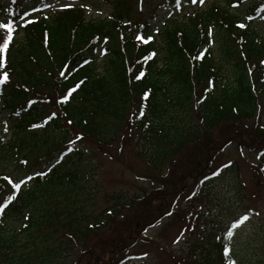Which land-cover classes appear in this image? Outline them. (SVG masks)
Returning <instances> with one entry per match:
<instances>
[{"label": "trees", "instance_id": "16d2710c", "mask_svg": "<svg viewBox=\"0 0 264 264\" xmlns=\"http://www.w3.org/2000/svg\"><path fill=\"white\" fill-rule=\"evenodd\" d=\"M158 1L108 0V16L89 18L79 4L44 14L31 24L20 22L30 9L26 1H0V15L17 24L4 54L10 79L0 84V111L8 112L12 128L9 139L0 129V187L6 185L4 176L14 181L34 177L0 213V264H67V259L70 264H111L123 246L136 241L131 230L142 233L160 217L184 221L190 229L199 221L203 228L217 226L213 216L200 219L195 208L211 191L212 174L239 168L236 158L228 167L216 162L225 156L223 143L230 140L236 152L238 146L247 145V151L253 147L264 159V29L256 26L259 16L264 19V0H214L184 18L166 21L155 32L143 16L155 11ZM240 23L247 27L239 28ZM137 36L152 39L144 43ZM77 84L67 103L55 102ZM52 112L57 119L45 123ZM76 135L83 139L76 140ZM116 144L117 156L132 147L155 168L162 162L177 166L184 152L192 160L165 181L170 188L166 194L158 184L151 185L152 192L139 201L146 211L139 210L131 227L117 230L122 242L108 237L102 245L92 243L95 233L113 221L115 207L122 208L131 197L120 201L125 194L109 198L103 193L105 207L95 209L102 185L88 160L95 150L113 158L108 148ZM25 160L27 164L21 163ZM76 162L85 164L81 168ZM3 163L11 170H4ZM39 171L47 175H35ZM6 195L7 190L0 192V204ZM177 195L187 196L185 207L159 205ZM202 238L190 252L202 255L203 247L215 252L199 264H227L223 245L232 248V259L241 264L227 235ZM241 252L248 264H264V255Z\"/></svg>", "mask_w": 264, "mask_h": 264}, {"label": "rangeland", "instance_id": "374dc122", "mask_svg": "<svg viewBox=\"0 0 264 264\" xmlns=\"http://www.w3.org/2000/svg\"><path fill=\"white\" fill-rule=\"evenodd\" d=\"M36 1H38L35 4L37 12L33 10L32 16H37L39 11L38 8L48 12L54 8L46 7V5L51 4L52 6L56 5L57 8L66 9L63 7L64 5H75L79 0ZM44 1H47V4H44ZM81 1L84 2L86 7L87 18L98 16L105 17L112 9L108 0ZM212 1L214 0H204V3L200 5L198 0L197 3H192V0H173L171 2L161 0L153 4L156 6L155 11L143 16V18L150 21L151 26L149 27L152 29V27L158 26L170 16L175 19L184 18L185 16L183 15L187 12L189 13L197 8L203 9ZM162 4H165L166 6H163ZM177 6L182 7V10L178 15L173 12ZM0 17V19L4 18H2V16ZM260 17L261 16L258 18ZM258 18L256 26L264 29V19ZM21 35L22 32H20L17 37H20ZM0 117L2 118L0 129L1 131L7 129L3 134L6 139H9L12 129H8L9 124L7 121H4L7 117V112L1 110ZM36 130L40 131L39 129ZM82 143L83 146L86 145L85 142L82 141ZM88 144L89 143L87 142V146H94ZM189 145V148L192 150L193 145ZM119 147L120 146L116 144L114 149H112L113 147L108 148L109 152L113 151V158L97 153L95 150V156H90L88 160V166L94 171L95 179L102 185V189L99 188L96 203L97 207L95 209L98 208L99 210L105 207L102 199L103 193L109 198L115 193H119L120 195L121 193L125 194L122 198L118 199L120 201L127 200L128 197H131L127 204L122 208L115 207L116 211H118L116 218H113V221L109 220L108 222H105V224L100 227V230L95 233L92 243L97 242L104 245L105 239L108 237H118L120 242H122L121 236L116 233L117 230L124 228L125 226L131 227L136 221V216L139 214V210L146 211L143 201H139L143 198L144 194H148L150 191L152 192V189H150L151 185L158 184L157 187H162V194H166L170 188L168 187V182L166 183L165 181L170 175H178L182 170V167L185 166L190 159L192 160V157L184 152L179 156L176 163L177 166L171 167L162 162L160 166L155 168L150 164H147L139 155L134 153L132 147L125 149L124 152H120V155L117 156V153L120 151ZM247 148V145L241 146L239 151L241 153L243 152L244 155L239 153L240 156H237L234 143L226 149L225 156L219 158L216 162H228L229 160L236 158L239 168L232 167L228 172H222L217 176V179L213 180L209 185L211 191L205 195L202 205L198 206L196 204L195 211L199 215V218L203 219V216L205 215L207 217L213 216L214 223L217 224V226H211L205 222L207 226L203 228V225L201 224L203 221H199L197 222V226L190 229L184 227V221L182 223L174 218L169 219V217L166 216L160 217L157 221L142 230V233L131 230L134 238L136 237V241L129 246H123L120 252L121 254H119L116 257L115 262H111V264H199L204 260L206 254H214L215 249L206 252V247H203L204 254L199 255L190 252L192 244L195 241H202V237L208 236L211 233L218 235V233L222 232L227 235V229L243 214L249 215L250 219L239 229L235 230L234 237L231 239L234 252L239 255L241 264H248L242 256L241 250L243 249L254 251L259 255H264V238L260 235V233L264 232V159L260 157L261 154H259V150H253L254 148L251 147L248 149L249 153H247ZM128 149H131V151H127ZM54 156H56L55 153L53 154V157L48 159L49 162L53 160ZM84 164L85 163L81 162L75 163V165H78L81 168H83ZM197 164H200L199 160L197 161ZM37 166L38 165H35L34 169ZM1 167L4 170H11V165L6 163L1 164ZM38 168H40V165ZM173 170L175 172H173ZM18 174L22 175L21 173ZM148 179H152V181H149ZM258 189V196L253 197V195H251L252 191L257 192ZM164 191L165 193H163ZM192 191L195 192L196 190L192 189ZM181 192L182 189L179 190L180 194ZM178 196L179 195L175 197ZM135 198L138 199L135 203H139L130 208L128 204ZM176 199L175 203L171 200H167V202H160L159 205L165 207L168 204L172 206L174 210H177L176 205H180L181 207L187 205V196L180 195ZM108 204L111 205L112 202L110 201ZM255 212H259L260 214L255 215ZM129 227L125 229L129 230ZM249 231L251 232L249 235V238L251 239L248 242L246 234ZM181 233H183V235H181ZM138 236L140 237L138 238ZM178 237L179 242L174 243ZM199 252L200 251L197 250V253ZM145 253L147 255H145ZM189 255L192 257H189ZM70 263V259H67V264Z\"/></svg>", "mask_w": 264, "mask_h": 264}, {"label": "snow or ice", "instance_id": "6c2138e0", "mask_svg": "<svg viewBox=\"0 0 264 264\" xmlns=\"http://www.w3.org/2000/svg\"><path fill=\"white\" fill-rule=\"evenodd\" d=\"M13 2H15V0H13ZM198 2L200 4L204 3V0H198ZM192 3H197V0H192ZM83 6V5H82ZM46 7L51 8L52 5H46ZM64 8H72L74 7L73 4H66L63 6ZM29 24L33 23V21H29ZM238 27L241 29H244L247 27L246 24L244 23H240L238 24ZM17 29V24L14 20H5V21H0V30H3L4 35L0 36V40H2V43H0V69H4L2 75H0V84H6L9 79H10V74L7 71V62H6V57H5V53L9 51L10 49V45L13 42V37H14V33ZM138 40H141L144 43H147L149 40L152 39V37H148L145 38L143 36H137ZM154 55V53H153ZM203 56V53H201L199 56H197L196 58L199 59ZM147 59V58H146ZM261 64H264V61H261ZM61 76H65V72L61 71L60 72ZM143 76V73L140 74V76L137 77V79H140V77ZM83 81L80 82V84H82ZM80 84H77L75 87L70 88L67 93L62 96L61 98H59L58 100H56V103H60V104H65L67 103L70 98L72 97V94L75 93L77 91V89L80 87ZM147 93H145V98H147ZM29 104H35L37 103V101H33L30 100L28 101ZM141 115H143V112H141ZM55 119H57V113L56 112H52L50 115H48L45 119V123H47L48 121H54ZM73 121L72 120H67V124L68 125H72ZM42 125H33V127H40ZM5 131H7V129H5ZM83 139V137L81 135H76V140H81ZM69 143L72 144L74 143L73 140H69ZM264 155V154H262ZM259 158V157H258ZM21 163L27 164V161H21ZM35 175L37 176H46L47 172L44 171H39L36 172ZM214 175H219V173H214ZM34 177L30 176V175H26V178H21L18 179L16 181H14L13 179H11L9 176H4L3 180L6 182V185L3 187H0V192H5L7 190V195L6 198L4 199V202L2 204H0V213H4L5 209L9 207L10 204H12L14 201H16L18 199V193H20L21 191V187L23 186H27L28 181L32 180ZM7 185H10V189L7 188ZM15 190V191H13ZM259 212H255V215H259ZM169 215H171V213H169ZM25 219H28V217H25ZM250 219L249 215L247 214H243L241 217H239L237 220H235L231 226L227 229V236L229 238V240L231 241V239L234 237L235 234V230L239 229L245 222H247ZM181 235H183V233H181ZM217 239L219 240L220 237H217ZM179 242V237L177 238L176 241H174V243H178ZM222 251H223V256L224 258L227 259V264H236V261L234 259H232V248L229 245H223L222 246ZM145 255H147L145 253Z\"/></svg>", "mask_w": 264, "mask_h": 264}]
</instances>
